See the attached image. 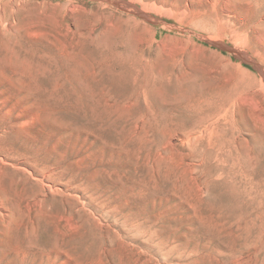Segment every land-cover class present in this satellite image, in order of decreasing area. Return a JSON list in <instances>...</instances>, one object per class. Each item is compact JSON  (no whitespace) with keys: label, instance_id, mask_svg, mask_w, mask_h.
I'll return each instance as SVG.
<instances>
[{"label":"rangeland","instance_id":"1","mask_svg":"<svg viewBox=\"0 0 264 264\" xmlns=\"http://www.w3.org/2000/svg\"><path fill=\"white\" fill-rule=\"evenodd\" d=\"M0 264H264V0H0Z\"/></svg>","mask_w":264,"mask_h":264},{"label":"water","instance_id":"2","mask_svg":"<svg viewBox=\"0 0 264 264\" xmlns=\"http://www.w3.org/2000/svg\"><path fill=\"white\" fill-rule=\"evenodd\" d=\"M213 44H214L215 46L220 47V48L223 49V50H228V51H230V52L236 53V55H237V50H235V49H234L233 47H231L230 45L223 44V43H217V42H213Z\"/></svg>","mask_w":264,"mask_h":264},{"label":"bare ground","instance_id":"3","mask_svg":"<svg viewBox=\"0 0 264 264\" xmlns=\"http://www.w3.org/2000/svg\"><path fill=\"white\" fill-rule=\"evenodd\" d=\"M117 3V2H116ZM117 4H119V3H117ZM120 5L121 6H124L123 4H122V2H120ZM136 12H138V13H140V14H142V15H146V14H144L143 12H141L138 8H135L134 9ZM146 16H148L149 18H150V16L149 15H146ZM237 56H238V54H237ZM244 60V59H243ZM244 61H247V60H244ZM230 111V110H229Z\"/></svg>","mask_w":264,"mask_h":264}]
</instances>
